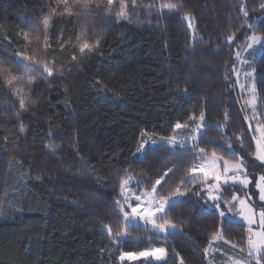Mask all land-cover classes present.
Masks as SVG:
<instances>
[{"label":"trees","instance_id":"obj_1","mask_svg":"<svg viewBox=\"0 0 264 264\" xmlns=\"http://www.w3.org/2000/svg\"><path fill=\"white\" fill-rule=\"evenodd\" d=\"M261 2L136 0L133 6L127 0L131 22L115 19L118 7L111 15L101 8L88 16L53 18L50 52L63 66V75L50 82L38 79L27 110L0 86V264H117L121 251L151 246L167 249L166 259L123 264H208L204 249L219 221L195 188L169 213L178 232L163 237L138 224L115 246L102 225L116 221L117 177L125 167L147 181L175 165L170 186L184 175L191 160L180 150L173 154L156 145L143 157L133 153L142 131L170 135L175 122L192 113L205 111V136L211 143L201 142V147L219 145L227 155L230 141L248 172L254 168V174H264V165L253 155L255 143L232 76L236 51L253 32L247 23L255 25L256 34H264ZM162 3L182 5L193 17L195 36L183 12L164 9L159 15ZM242 3L247 18L239 11ZM49 5L55 6V0H0V59L13 62L17 52L35 49V43L25 49L20 33L42 31ZM81 26L90 40L100 39V49L72 62L70 45L61 52L56 41L76 43ZM233 32L229 44L226 38ZM262 45L253 68L256 109L264 123ZM45 144L56 151L49 152ZM227 188L223 195L229 199L247 193L238 185ZM245 236L244 224L228 225L226 239L239 244Z\"/></svg>","mask_w":264,"mask_h":264},{"label":"snow or ice","instance_id":"obj_2","mask_svg":"<svg viewBox=\"0 0 264 264\" xmlns=\"http://www.w3.org/2000/svg\"><path fill=\"white\" fill-rule=\"evenodd\" d=\"M132 4L135 6L136 0H132ZM116 7L118 10L115 11V19L131 22L127 11V0H55V6L49 5V12L43 17L42 31L36 29L20 33L25 49L30 48L33 43L36 44L35 49L30 52H17V59L13 62L0 59V86L6 88L12 96L19 100L21 110H27L31 86L38 79L43 78L50 82L49 78L63 75V66H58L56 57L50 52L54 48L49 32L53 18L88 16L92 11L101 8L106 14L111 15ZM259 7L264 10V0ZM164 9H167L168 13L183 12V18L188 21V28L195 35L193 17L190 13L184 12L182 5L162 3L158 14L164 15ZM239 11L245 18L248 17L249 11L246 4L242 3ZM247 27L253 29V32L246 36L245 51L253 49L256 45H262L264 42V34H256L255 25L247 23ZM62 35L63 33H61V37ZM226 39L231 44L235 39V33L228 35ZM56 43L61 52L65 50L67 45H70L72 62L86 59L89 55L99 52L100 49V39L90 40L84 26H81L76 37V43L71 44L70 41L61 38H58ZM75 49H78L79 56H77ZM236 57L238 60L240 59L239 51H237ZM232 71H236L235 67ZM254 71L253 68L252 72ZM252 72L246 73V75L251 76ZM241 87L244 86L241 85ZM184 91L187 92V88ZM248 103L252 105L255 116V85L251 88V98ZM245 120H248L247 116ZM205 121V111L202 110L198 114H190L184 122L176 121L172 126V133L167 136H160L158 140L148 135L147 132H141V139L133 155L145 153L149 143L156 145L163 142L160 144L161 147L166 146L173 149V154H175V150H180L181 155H184L186 160H191V163L184 168V175L179 178V181L171 186L170 182L176 175L175 165L168 167L163 171V174L149 178L147 181L136 180L133 172L125 167L122 174L117 177L119 195L113 205L116 221L114 224L104 223L102 227L107 230L108 237L117 245L124 238L131 236L132 229L141 222L145 228L150 226L154 233L167 236L169 230L177 229V224L169 215L171 209L181 202L180 197L187 195L192 188H195V194L204 200L205 204H211L215 219L219 221V226L212 233L209 244L222 241L224 244H230L232 249L238 248L240 253H246V256L230 257L231 264H264V174H260L255 179L250 177L245 168L243 157L233 150L230 141L227 142V149L230 150L227 155L222 154L224 150L219 145H213L211 150L207 147H201V142L211 143V140L205 136L208 127ZM24 130L21 125L20 132H24ZM249 131L253 133L252 140L255 143L254 158L261 165H264V123L257 122L254 129L250 123ZM236 139L240 140L241 146H243L242 138L237 136ZM44 147L49 152L54 153L56 151L48 144H45ZM184 149H188L186 154ZM17 162L19 163V161ZM197 185H199L198 188H196ZM229 185L241 186L242 190L253 185L256 192L245 193L243 198L232 194L229 199L223 195L228 190L227 186ZM257 194L260 202L258 204L253 202V196ZM237 218L243 221L244 226H246V236L241 238L239 244L226 239L228 225ZM204 252L207 255L209 248H205ZM166 255L167 249L157 246L139 252L121 251L119 260L152 258L155 261H160ZM181 264H183L182 260Z\"/></svg>","mask_w":264,"mask_h":264},{"label":"rangeland","instance_id":"obj_3","mask_svg":"<svg viewBox=\"0 0 264 264\" xmlns=\"http://www.w3.org/2000/svg\"><path fill=\"white\" fill-rule=\"evenodd\" d=\"M182 19L185 22V24H187V26H188V21H186L183 17H182ZM191 33H193V32L191 31ZM193 36H195V35H193ZM245 44H246V41H245ZM244 45H241L237 49V51L240 52V59L238 60L237 57H236V62H235V66H234L236 71L235 72L232 71V76L234 78L237 91H238V93L240 94V97H241V102H242L243 110H244V113H245V117L246 116L248 117V120H246L247 125L249 127V124L251 123L252 128L254 129L255 126H256V123L260 122V117H259V115L257 113V109H256V106L258 104V99L256 97L255 116L253 115L252 105H250L248 103V101L251 98V88H252L253 85H255V83H254L255 73L252 72L253 63H254V61H255V59H256V57H257V55H258V53H259V51L261 49V45H256V46H254L253 49H249L247 51L244 50ZM250 72H252V75L251 76H247L246 73H250ZM237 73H239V76H237ZM241 85H243L244 87L242 88ZM154 138H156L157 140L159 139V137H154ZM161 143H163V142H160V143H158L156 145H160ZM156 145H152V144L149 143L145 153L147 152V150L149 148L154 147ZM145 153H142V154L141 153H137V155L139 157H143L145 155ZM256 162L259 163V161H257V160H256ZM245 168L248 170V167H245ZM254 171H255V169L252 168L251 172H248V175L250 177H252L253 179L257 178L260 175V174H257V173L254 174ZM136 180H138V177H136ZM133 183L135 184V181ZM255 192H256V189L254 188V186L253 185H249V187L247 188V193L251 194V193H255ZM239 196L242 197V198L244 197L243 195H239ZM253 202H255L257 204L260 203L259 200H258V194L253 196ZM207 205H208L209 208H212L210 203L207 204ZM234 222L244 224L243 221L239 220L238 218ZM139 225L141 227H145L142 222L139 223ZM147 228L151 229L150 226L147 227ZM179 230L180 229L177 227V229H175V230H169V233L178 232ZM160 235L165 237L163 234H160ZM222 244H224L222 241L213 242L211 245L209 244V246H208L209 252H208L207 255H205L208 264H231L230 257L235 258V257H238V256H246V253H240L239 250L232 249L230 244H225V246H221ZM114 245L117 246V244H115V243H114ZM151 247H157V246H151ZM151 247H149V248H151ZM159 247H162V246H159ZM141 251H143V250H141ZM119 255H120V253L117 256V264L133 263V262H137V261H140V260H148V261H152V262H161V261L166 259V257H164L160 261H155L152 258H137V259H133V260H128L126 258L124 261H120L119 260Z\"/></svg>","mask_w":264,"mask_h":264}]
</instances>
